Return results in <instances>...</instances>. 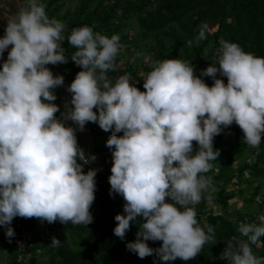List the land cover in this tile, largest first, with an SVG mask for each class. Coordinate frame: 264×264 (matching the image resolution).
<instances>
[{
    "label": "clouds",
    "instance_id": "1",
    "mask_svg": "<svg viewBox=\"0 0 264 264\" xmlns=\"http://www.w3.org/2000/svg\"><path fill=\"white\" fill-rule=\"evenodd\" d=\"M15 3L17 11L6 17L0 37V56L11 45L0 64V226L6 227V237L15 235L10 226L15 217L49 224L93 222L98 169L83 168L96 157L86 156L76 132L94 122L111 132L106 141L112 159L109 195L125 201L113 233L124 240L130 224L138 228L126 250L141 259L154 254L153 264H159L193 260L206 243L215 244L214 229L201 226L194 206L211 187L205 174L219 155L215 136L235 123L243 143L258 148L262 142L264 57L221 41L216 63L200 76L187 60L155 61L140 91L129 75L113 81L107 74L115 70L120 51L117 34L74 27L67 41L81 70L66 88L71 99L58 118L53 89L63 86L64 77L46 65L67 62L66 25L46 14L42 0ZM197 39H205L203 28ZM204 76L212 79L211 86ZM237 231L222 258L228 264H264V257L252 251L264 237V214L258 223L241 222ZM146 241L161 245L152 248ZM50 245L57 248L61 242L52 237Z\"/></svg>",
    "mask_w": 264,
    "mask_h": 264
},
{
    "label": "trees",
    "instance_id": "2",
    "mask_svg": "<svg viewBox=\"0 0 264 264\" xmlns=\"http://www.w3.org/2000/svg\"><path fill=\"white\" fill-rule=\"evenodd\" d=\"M42 2L50 18L66 25L62 47L67 62L60 64V71L68 85L81 68L71 59L75 49L68 43L67 36L72 28L82 25L91 26L101 34L119 36L120 51L115 61L119 76L129 75L140 91H144L142 79L155 61L187 60L192 63L195 75L200 76L203 69L216 63L221 41L235 42L245 52L264 57V0H80L74 8L67 9L61 0ZM201 28L205 39L198 40ZM201 78L212 85L211 78ZM217 78L227 83V78L220 77L219 73ZM55 115L58 117V113ZM85 125L93 132L96 129L94 122ZM77 132L78 145L86 156L94 154L101 159L102 171L95 177V199L90 208L93 222L87 226L58 221L49 224L35 218L38 240L31 256L41 249L45 252L46 264H153L154 254L141 259L126 250V243L136 238L135 224H130L124 240L113 233L117 223L114 217L124 214L125 201L120 195H109L111 173L104 161L107 157L112 164L111 150L107 146L104 149L93 147L96 152H92L87 140L80 136L79 130ZM242 137L235 123L214 137L213 147L219 155L212 162V170L205 174L211 178V187L194 206L201 226L209 225L214 229L215 244L206 243L193 260L185 262L177 258L159 264H228L227 259L222 258L225 243L239 236L237 229L241 222H257L264 214V136L258 148L243 143ZM193 146L195 150V142ZM92 165L99 168L96 159ZM88 170L84 166L83 171ZM238 202H242L241 210L235 208ZM138 220L143 222L142 218ZM42 230L49 237H56L61 246H43ZM146 243L152 248L161 245L160 241ZM8 247L10 264H17L9 241ZM252 251L255 256L264 257V237L258 245H252Z\"/></svg>",
    "mask_w": 264,
    "mask_h": 264
},
{
    "label": "crops",
    "instance_id": "3",
    "mask_svg": "<svg viewBox=\"0 0 264 264\" xmlns=\"http://www.w3.org/2000/svg\"><path fill=\"white\" fill-rule=\"evenodd\" d=\"M16 11H17V6L15 3V0H0V37L4 35V29L7 23L6 17ZM10 48H11V45H9V48L5 50L2 56H0V64H2L3 61L7 58V52L8 50H10ZM46 67H48L52 71L53 75H62L64 77L63 86H57L55 89H53L57 99L53 101L52 103L58 106L59 111L57 113L61 114V112H63L65 109V104L71 99V93L66 91V88L68 86L67 79L65 75H63L60 71V64H57V65L49 64V65H46ZM66 122L73 124L71 121H66ZM80 136H82L84 139L87 140L86 143L89 148L91 146L90 149L92 150V152H96L94 151L93 147H96L99 149V146L95 142L97 136L96 134H92L88 126L86 125L84 126L83 131H80ZM96 162H97V165L99 166L101 163V159L99 158V156H96ZM104 163L106 164L108 168H111L112 164L109 158L106 157V161H104ZM97 169L102 171L101 166H99V168ZM7 248H8V238L7 237L4 238L3 234H0V253L6 254V256H8L10 259L9 254H7L6 252ZM8 263H10V261Z\"/></svg>",
    "mask_w": 264,
    "mask_h": 264
},
{
    "label": "built area",
    "instance_id": "4",
    "mask_svg": "<svg viewBox=\"0 0 264 264\" xmlns=\"http://www.w3.org/2000/svg\"><path fill=\"white\" fill-rule=\"evenodd\" d=\"M60 115L61 114L58 113V118L60 117ZM66 124L75 128L73 124H70L68 122H66ZM77 135L78 132H76V136ZM85 167L87 169H97L92 165V163L85 165ZM99 172L100 171L98 170L97 173ZM251 223H258V221ZM10 226L13 228L15 235L11 238H7L12 246V249L15 251V262L17 264L27 263L31 258V252L34 250L38 240L37 232L39 228L35 222V218L15 217L13 218ZM6 252L10 256L11 251L9 247L6 249Z\"/></svg>",
    "mask_w": 264,
    "mask_h": 264
},
{
    "label": "rangeland",
    "instance_id": "5",
    "mask_svg": "<svg viewBox=\"0 0 264 264\" xmlns=\"http://www.w3.org/2000/svg\"><path fill=\"white\" fill-rule=\"evenodd\" d=\"M79 1L80 0H61V3H65L64 8L67 9L68 7L74 8L76 5H78ZM107 74L113 81H115V79L119 77V67L115 66V70H109ZM95 128L96 129L94 130V132L91 130L92 134H96V136H97L95 142L99 146V148L104 149V148H106V141L108 139L110 131L109 132L103 131L102 129L99 128V126L97 124L95 125ZM235 208L238 210H241L242 202H238L236 204ZM232 209L234 210V208H232ZM5 232H6V227L0 226V234H3L4 238L6 237ZM40 240L42 242V245L46 246L47 244H51L52 238L49 237L44 230H42V235H41ZM45 256H46L45 252L40 249L36 253V255L31 256L30 260L25 264H46V257ZM10 259L8 256H6V254L0 253V264H10V263H8L10 261Z\"/></svg>",
    "mask_w": 264,
    "mask_h": 264
}]
</instances>
